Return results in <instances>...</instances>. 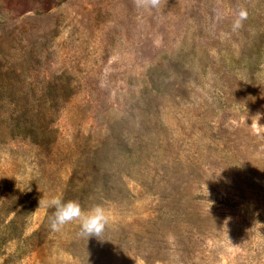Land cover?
Returning a JSON list of instances; mask_svg holds the SVG:
<instances>
[{
    "label": "rangeland",
    "instance_id": "obj_1",
    "mask_svg": "<svg viewBox=\"0 0 264 264\" xmlns=\"http://www.w3.org/2000/svg\"><path fill=\"white\" fill-rule=\"evenodd\" d=\"M260 40L264 0H0V264H264Z\"/></svg>",
    "mask_w": 264,
    "mask_h": 264
},
{
    "label": "clouds",
    "instance_id": "obj_2",
    "mask_svg": "<svg viewBox=\"0 0 264 264\" xmlns=\"http://www.w3.org/2000/svg\"><path fill=\"white\" fill-rule=\"evenodd\" d=\"M140 2L151 3L152 6H155L158 0H138V3ZM246 16L247 13L243 10L239 13V19L236 21L237 27L240 26L243 19H246ZM50 206L56 209L51 223L54 231H58L69 222L79 221L81 234L86 235L89 239L90 237H98L101 235L109 223V211L102 204H97L89 210L84 211L79 201H63L61 198L55 197L51 200Z\"/></svg>",
    "mask_w": 264,
    "mask_h": 264
},
{
    "label": "trees",
    "instance_id": "obj_3",
    "mask_svg": "<svg viewBox=\"0 0 264 264\" xmlns=\"http://www.w3.org/2000/svg\"><path fill=\"white\" fill-rule=\"evenodd\" d=\"M253 46L256 47V50L253 49ZM242 52L240 57L233 54L223 66L224 71L227 69H235L241 71L248 66H252L255 69V72L263 69L264 63V40L259 42H241ZM248 53H251L247 55Z\"/></svg>",
    "mask_w": 264,
    "mask_h": 264
}]
</instances>
